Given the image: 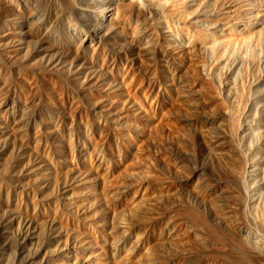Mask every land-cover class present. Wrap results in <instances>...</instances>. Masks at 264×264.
<instances>
[{
  "label": "rangeland",
  "instance_id": "rangeland-1",
  "mask_svg": "<svg viewBox=\"0 0 264 264\" xmlns=\"http://www.w3.org/2000/svg\"><path fill=\"white\" fill-rule=\"evenodd\" d=\"M151 1L0 0V264H264V0Z\"/></svg>",
  "mask_w": 264,
  "mask_h": 264
},
{
  "label": "bare ground",
  "instance_id": "bare-ground-1",
  "mask_svg": "<svg viewBox=\"0 0 264 264\" xmlns=\"http://www.w3.org/2000/svg\"><path fill=\"white\" fill-rule=\"evenodd\" d=\"M147 1H148V0H147ZM152 1H153V0H152ZM152 1H151V2H152ZM153 2H154V1H153ZM149 4H150V1H149ZM149 4H148V5H149Z\"/></svg>",
  "mask_w": 264,
  "mask_h": 264
}]
</instances>
